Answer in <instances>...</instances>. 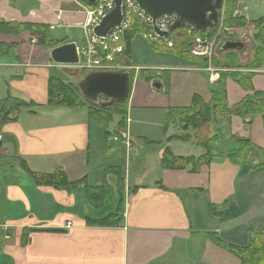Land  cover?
<instances>
[{"label":"crops","instance_id":"obj_1","mask_svg":"<svg viewBox=\"0 0 264 264\" xmlns=\"http://www.w3.org/2000/svg\"><path fill=\"white\" fill-rule=\"evenodd\" d=\"M238 3L243 5V0ZM86 6L84 0H0V22L46 26L59 45L69 42L80 45ZM39 37L30 31L0 32V43L10 45L0 56V122L5 121L0 126V195L3 198L0 264H241L239 258L214 244L206 233L214 232L238 245L248 242L264 223V167L251 170L247 164L230 163L224 155L214 156L195 172L160 165L164 145L175 155L198 156L204 152L201 148L202 153H194V146H200L189 140L181 141L188 146V152L176 153L171 144L178 139L168 140L173 135L168 133L171 125L177 123H171L164 130L163 121L168 108L189 106L196 92L208 101L210 86H216V80L210 76V83L199 66L134 64L130 61L131 40L129 52L123 54L126 63L139 69L193 71L190 76L198 79L200 86L187 89L183 95L177 94L174 85L178 78L174 72L173 85L168 76V95L162 99L155 97L152 103L147 101L153 97L148 93L132 118V108L128 109V138L133 146L123 167L130 189L124 198L122 222L115 226L86 225V217L99 219L111 210L93 209L83 202L77 188L71 192L35 184L29 171L50 173L59 168L72 180L87 174L88 180L94 176V184H99L95 175L102 177L101 166H97L99 157L111 155L110 160L116 161L115 157L120 155L124 158L125 148L121 144L104 153L95 148L93 141L97 144L101 141L100 127L88 122L84 109L74 108L66 115L49 110L52 107L46 105L47 87L54 65L49 54L51 48L43 47ZM158 51L175 55L166 49ZM154 80H150L149 88L157 95L163 92L164 85L159 79L162 84L157 90L153 87ZM251 83L252 90L246 91L227 77L218 88L225 90L229 108L254 91H264V64L254 70ZM10 99L31 101L33 105L16 107ZM154 108L162 111L160 122L138 116ZM151 122L161 127L160 139L147 137L144 132L142 126L149 130ZM217 123L225 152L233 145L231 137L247 138L264 149L262 114L255 115L249 125L238 114H232L226 122L217 117ZM206 127L209 131L216 123H208ZM184 132L197 134L192 130ZM140 141L150 145L145 149L139 146ZM93 164H96L95 170H92ZM67 222L71 223L70 227H66ZM24 233L27 240L22 242Z\"/></svg>","mask_w":264,"mask_h":264},{"label":"trees","instance_id":"obj_2","mask_svg":"<svg viewBox=\"0 0 264 264\" xmlns=\"http://www.w3.org/2000/svg\"><path fill=\"white\" fill-rule=\"evenodd\" d=\"M84 1L89 4L86 0ZM227 3V11L228 9L233 10L236 0H227ZM244 24L245 21L242 19L240 21V25L242 26ZM257 24L264 26V15L259 17ZM23 31H30L34 34H39V42L45 48H53L60 43L58 40L51 37L49 29L46 26L33 24L14 25L6 22H0V32L18 34ZM176 31H181L182 33L179 34L175 31L172 32L171 37L174 41L173 50L177 52V55L180 56V58H190L191 55L188 53L189 38L184 34V30L182 28ZM140 32L141 25L138 20H134L130 30L126 33L125 53L129 52L131 40H133L136 35H139ZM194 32L196 34L211 35L213 33V29L201 31L194 30ZM9 47L10 45L0 43V56L5 54ZM198 58L201 59L204 65L207 63L204 58ZM216 60L217 59H213L214 66L222 65L220 62L221 60ZM224 60L226 61V65L230 68V71L220 70L219 82L216 86H210V99L208 101H204L200 96L194 95L189 106L168 108L163 121L164 130H168L171 123H177L179 128L183 131L181 133L170 135L168 140H193V143L200 146L204 152L198 156L175 155L168 145H164L160 158V165L163 168H189L191 172H195L201 164H208L213 160L214 156L220 155L226 156L232 164H247L251 170L264 167V149L253 145L249 139L231 137V143H234V145L229 143L231 145L229 147L230 151L224 152L222 149L225 148V143L223 142V136L220 129H216V132L207 139H204L198 133L201 127L210 123L218 116L223 120H228L232 114H238L239 116L244 117L246 125H249L252 118L257 114H262L264 118V91H254L251 95H246L240 102L229 108L226 102L225 90L218 88L225 78L231 77V79L244 90H252L251 78L254 74V70L259 69L264 64V45H257L254 49L253 55L245 63H241L239 61L240 59L234 50H227ZM54 70L55 69L51 70L48 78V98L46 105L49 107L84 108L88 122L93 123L94 126L96 125L100 127L104 153L111 146V144L109 146L107 143L109 142L108 136L110 134L107 130L108 124L111 122H113V125L117 126H125L126 124L129 96L121 102L112 103L108 106H106V103L104 105L95 104L93 101L86 99L82 95L77 85L67 82L64 77L55 73ZM166 72L167 70H164L160 75H156V73H154L152 76L147 77V80L150 81L152 78L157 77L164 82V85H166L168 83V76H165ZM10 102L16 103V107H30L33 105L31 101L26 103L17 99H10ZM115 117H117L116 120H114ZM4 122L5 121H1L0 126ZM188 129L196 131L197 134L194 136L190 133L184 132ZM87 153H89V150H87ZM254 159H256V162H253ZM120 160L122 161L123 158H118L114 162L108 161V164L102 166V181L100 180L98 185L92 186L87 184V174L81 178L72 180L62 169L59 168L50 173L29 172L35 184L53 186L67 191H73L76 186L84 183L87 193L91 195L90 200L92 203H90V207L93 209L100 208L99 206L102 204V200H100L97 194L94 197L90 193H100L108 190L109 193H105L107 196V198H104L105 202H109L112 197H116L118 199V203L115 209L111 210L112 212L110 211L99 219L86 217L85 222L86 225L115 226L121 224L122 222L124 205V164L115 163L120 162ZM112 177L114 178L113 183L109 180ZM104 205L105 204L102 206ZM211 208L214 209L213 206H211ZM55 231L61 232V230ZM263 231L264 223L258 226L254 233L249 237L248 242L244 245L227 242L214 232H207L206 234L214 244L228 250L230 253L239 258L241 264H264V242L262 240ZM22 240V242L27 240L25 233L22 235ZM1 245L2 241L0 232V247Z\"/></svg>","mask_w":264,"mask_h":264},{"label":"rangeland","instance_id":"obj_3","mask_svg":"<svg viewBox=\"0 0 264 264\" xmlns=\"http://www.w3.org/2000/svg\"><path fill=\"white\" fill-rule=\"evenodd\" d=\"M226 3H227V0H222V7L219 11L220 12V19H221V35L220 36H221L222 40L234 39L237 41L244 42V44H245L244 49H242L241 51L240 50L236 51V54L239 58H241L239 61L241 63H245L250 59L251 55H253L254 49L257 45H260V44L264 45V28H263L264 26L257 24V20L259 19V17L264 15V0H243V5L238 3V0H236V3L234 4V6L232 5L233 10L228 9V11H227ZM246 6L248 7V9ZM242 19L245 21V24L241 26L240 21ZM256 35H257V37H256ZM219 39L220 38H218L217 45H216L215 50H214V55L210 59V64L212 65L214 70H217V75H216L215 71L199 70L201 73L206 74V76H207L206 78L209 82L211 81L210 80V76H211V79L217 78V80L215 82L218 83L220 70L221 71H228L230 69L226 65V61L224 60V56H225L227 50H219L218 49L219 43L221 42V41H219ZM131 47H132V54H131L130 61L133 62L134 64L153 66V65L170 63V64H182V68H195L198 66L199 67H206L209 63V60L204 58V57H202V58H204L207 61V63L205 65L203 64V62L201 61L200 58H198V57L195 58L196 56L195 57L190 56V58L185 59V58H180V56L177 55L176 51H174V50L170 51V52L175 54L173 56L176 57V59H177L176 60L173 56H170L171 53H168L166 51L156 50L154 48V46H152V44H150L146 39H143L140 35H136L133 38ZM190 55H192V54H190ZM213 59L214 60L217 59L218 61L221 60L220 62L222 63V65H215L214 66L213 65ZM129 68L131 69V64H129ZM52 69H55L54 72L57 74H60L62 77H64L67 82H71L75 85H77L82 80V78L84 76L83 74H85L84 72H79V73H75L72 75L66 74V72H64L60 66L53 67ZM155 70L156 69H151V68L145 67V69H139L138 68L136 71H133V82H132V86H131L130 97L128 99V109L130 110V108H132V110H130L131 118L134 116L135 111H139V109H140L139 105H142L141 102L146 101L144 98H147L148 93H150V95H152L153 97L147 99V101L152 102V103L155 101V97H156V99H162V97H164L165 95H168L167 90H168L169 82L166 85L163 84L164 90L162 93H158L157 95H154L152 92H150V89H151V88H149L150 81L147 80V77L152 76L155 73ZM163 70H167L165 76H171V84L172 85L174 83L172 81V74L175 72V75L178 78L177 83L174 85V86H176L177 94L183 95V93L187 89L200 86L199 80L196 79L194 76H190L192 73H195L193 71H188V70H183V69H179L176 71H172L170 69H163ZM131 76H132V69H131ZM168 80H169V78H168ZM162 83H164V82H162ZM197 93L198 92H196V94H194V95H198ZM139 97L141 98L140 102L138 101ZM107 101H108V99L106 97L99 96L98 99L94 103L98 104V105H104ZM33 109L40 110V108H35V107H33ZM67 109H69L71 111H69V112L63 111V110H67ZM73 109L74 108H68V107H52V109H49V110L58 111L59 113L66 115L68 113L73 112ZM79 109H84V108H79ZM21 111H22V113H26L25 109H22ZM58 112H57V114H58ZM140 115L146 121H150V119H151L152 122H156V121L160 122L161 118H162L161 117L162 111H160L157 108H154V109H151L149 112L141 113L138 116H140ZM240 117L242 118V120H244V117H242V116H240ZM116 118L117 117H115L114 120H116ZM133 121H134V119H133ZM226 121L227 120H225V122ZM152 122L148 126L149 130H146L145 126H142V128H143V130H145L144 132H146V134L148 135L147 137L160 139L161 138V136H160L161 127H157V125L153 124ZM214 122L216 123V127L214 129H210L209 131H208V128L206 127V125L203 126V127H205L203 129V131L199 132V133H201V137H203L204 139H207L208 138L207 136H209L208 135L209 133H210V135H213L216 132V128L218 125L217 117L214 118L210 123L215 125ZM144 124H146V123H144ZM200 129H199V131H200ZM107 130L111 134H114L113 122L108 124ZM119 132H120V130L117 129L116 134H119ZM181 132H183V131L179 128L178 124H173V125H171L168 134L181 133ZM187 132H191V130L190 131L187 130ZM111 134H109V135H111ZM161 140L163 142V139H161ZM107 143L109 146L111 144V146L109 148L116 147L117 145L118 146L121 145V144H117L114 142H107ZM145 143L149 144L147 142H145ZM138 144H139V146H143V148H145V149H147L146 146L150 145L149 144V145L145 146L144 142H142V141H140ZM232 144L234 145V143H232ZM181 145H183V146H181ZM188 145L190 147L192 144L190 143ZM93 146L95 148H97L99 151L103 150L102 140L98 144L95 141H93ZM132 146L133 145H131V144H129L127 146L125 145V147H124L125 152H124L123 160L122 161L120 160V162H115V163L125 164V162L128 160L127 159L128 155H130L128 151L132 150ZM171 147L174 149V151L176 153L188 152V149H186V148H188V146L185 145L183 142L178 141V140L172 141ZM126 148H127V150H126ZM222 150L225 152V149H222ZM93 152H94L93 157H95L94 156L95 151H93ZM194 153H202L201 147L199 148L197 146H194ZM105 156L106 157L103 156L102 158L99 157V161L97 163V166H101L100 167L101 170H102V166H104L105 164H108L107 162H105L106 160H108V161H114L115 160V159L110 160L111 155L107 156L105 154ZM115 158L116 159L122 158V156L120 155L119 157H115ZM94 161H95V159H94ZM95 165L96 164L92 165V170L95 168ZM154 165L156 167V164H154ZM17 169L20 170L22 173H25L24 171L21 170V168L17 167ZM90 172H91V166L89 164L87 167V173L89 174ZM93 173H95V172L93 171ZM95 175L97 177L96 182H100V180L102 181L101 174H95ZM126 175H127V173L125 170V171H123V176H124L123 198H126V195L128 194V190L130 189V186H128V184H127V181L129 179H128V176H126ZM109 180L111 183L114 182L113 177L110 178ZM94 181H95L94 176H92L91 179H89V180L87 179V184L90 186L98 185V184H94ZM76 188H77V191L79 189L80 193L82 194V197L84 198L83 202H86L87 205H91L90 204V203H92V201L90 200L91 195H89V193H87V191L85 189L86 188L85 184L81 183L80 185L76 186ZM75 193H76V190H75ZM105 193H109V191L106 190V191L100 192V193L92 192L90 194H92L94 197L97 194V196L100 198V200H102V204H100L99 207H105L108 210H114L115 207L117 206L118 199L116 197H114V198L112 197V199L109 202H105L104 198H107ZM2 199L3 198L0 195V209L3 205ZM88 200H89V202H88ZM80 201H82V200H80ZM103 204H105V205L102 206ZM105 208H103V209H105Z\"/></svg>","mask_w":264,"mask_h":264},{"label":"built area","instance_id":"obj_4","mask_svg":"<svg viewBox=\"0 0 264 264\" xmlns=\"http://www.w3.org/2000/svg\"><path fill=\"white\" fill-rule=\"evenodd\" d=\"M113 8L112 0H95V3L85 8V18L82 23L83 43L77 47L78 62L74 65L78 70L83 71H108L118 70L125 67L121 54L124 52L127 31L133 25L134 20H138L141 25V37L157 47L171 48L173 41L170 38V28L174 24V16H162L153 19L139 8L135 0H122V19L118 26L113 28L107 36H96L93 28L101 19ZM157 27L159 31L167 33L160 36L154 31ZM188 41V51L193 56L204 57L209 60L205 70L216 71L210 64V59L214 55L218 38L221 39V19L212 35L195 34L190 25H185ZM217 75V74H216ZM119 134L111 136L109 139L115 142H122L129 145L127 137L119 129ZM70 223H67L69 226Z\"/></svg>","mask_w":264,"mask_h":264},{"label":"water","instance_id":"obj_5","mask_svg":"<svg viewBox=\"0 0 264 264\" xmlns=\"http://www.w3.org/2000/svg\"><path fill=\"white\" fill-rule=\"evenodd\" d=\"M94 3V0H86ZM138 6L154 19L160 16L173 15L176 17L171 29L178 28L184 23L192 25L196 30L212 29L218 22V9L222 0H135ZM114 8L107 13L100 23L94 27L93 32L97 36H106L108 32L121 22V0H113ZM157 32L158 30L154 28ZM161 36L164 32H158ZM244 43L237 40H224L220 44V50H240ZM50 58L56 64H74L78 61L76 44L64 43L50 50ZM67 74L77 73L74 67H66ZM153 87L161 89V84L153 81ZM82 95L91 101H95L99 95L109 99L106 106L125 100L131 88V71L92 72L83 77L78 83ZM256 162V159L253 160Z\"/></svg>","mask_w":264,"mask_h":264},{"label":"bare ground","instance_id":"obj_6","mask_svg":"<svg viewBox=\"0 0 264 264\" xmlns=\"http://www.w3.org/2000/svg\"><path fill=\"white\" fill-rule=\"evenodd\" d=\"M181 29V28H180ZM183 30H184V34L187 36V34H186V31H185V29L184 28H182ZM178 30V29H177ZM177 33H182L181 31H176Z\"/></svg>","mask_w":264,"mask_h":264}]
</instances>
